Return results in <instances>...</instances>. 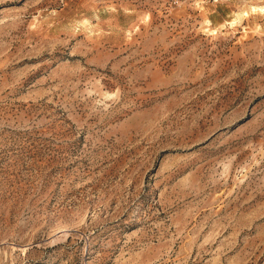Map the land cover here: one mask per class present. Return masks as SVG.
Returning a JSON list of instances; mask_svg holds the SVG:
<instances>
[{"label":"rangeland","instance_id":"obj_1","mask_svg":"<svg viewBox=\"0 0 264 264\" xmlns=\"http://www.w3.org/2000/svg\"><path fill=\"white\" fill-rule=\"evenodd\" d=\"M0 264H264V0H0Z\"/></svg>","mask_w":264,"mask_h":264}]
</instances>
